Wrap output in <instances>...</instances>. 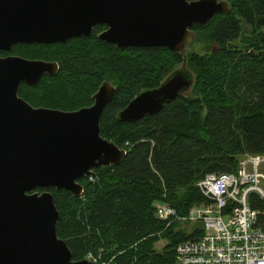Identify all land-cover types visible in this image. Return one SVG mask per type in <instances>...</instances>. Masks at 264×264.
<instances>
[{
	"label": "trees",
	"instance_id": "obj_1",
	"mask_svg": "<svg viewBox=\"0 0 264 264\" xmlns=\"http://www.w3.org/2000/svg\"><path fill=\"white\" fill-rule=\"evenodd\" d=\"M227 1L229 14L193 27L207 45L203 54L187 57L166 47L122 50L99 38L105 25L65 43L0 50V57L58 62V73L20 88V96L37 108L79 110L93 105L104 81L117 87L100 125L103 137L127 150L124 160L81 178V196L37 188L53 193L60 212L57 233L73 260L94 254L117 264H175L177 246L198 238L202 224L192 233L177 231L178 222L167 226L157 218L155 205L167 203L186 216L208 202L196 186L199 180L235 172L243 155L264 154V0ZM185 60L195 77L191 97L135 122L119 119L142 90L160 86ZM162 239L166 245L159 250Z\"/></svg>",
	"mask_w": 264,
	"mask_h": 264
},
{
	"label": "water",
	"instance_id": "obj_2",
	"mask_svg": "<svg viewBox=\"0 0 264 264\" xmlns=\"http://www.w3.org/2000/svg\"><path fill=\"white\" fill-rule=\"evenodd\" d=\"M231 11L227 0H0V50L10 52L19 43H65L106 25L99 38L122 50L183 52L194 39V25ZM58 71V62L0 57V264H94L73 260L57 233L54 195L37 188L81 196V178L94 168L120 164L127 155L101 134V117L117 92L111 82L102 83L93 105L75 111L37 108L20 96L23 84L37 85ZM194 83L185 60L160 86L142 90L119 119L135 122L158 114Z\"/></svg>",
	"mask_w": 264,
	"mask_h": 264
},
{
	"label": "built area",
	"instance_id": "obj_3",
	"mask_svg": "<svg viewBox=\"0 0 264 264\" xmlns=\"http://www.w3.org/2000/svg\"><path fill=\"white\" fill-rule=\"evenodd\" d=\"M196 186L208 202L194 205L186 216L167 203L155 205L167 226L202 224L198 238L177 246L175 264H264V154L243 155L235 172L207 174ZM86 259L117 264L94 254Z\"/></svg>",
	"mask_w": 264,
	"mask_h": 264
},
{
	"label": "rangeland",
	"instance_id": "obj_4",
	"mask_svg": "<svg viewBox=\"0 0 264 264\" xmlns=\"http://www.w3.org/2000/svg\"><path fill=\"white\" fill-rule=\"evenodd\" d=\"M207 45L205 41H203V37L200 36V34L195 32V36L193 41L186 46L184 51L182 52L184 56H189L192 53H200L203 54L204 51H206ZM193 93L189 92L187 96H192ZM178 227H176V230H187L188 233H192L198 226L199 223L193 222H178ZM166 245V240L162 239L160 242L157 244V248L159 250H162V248ZM97 264V263H96Z\"/></svg>",
	"mask_w": 264,
	"mask_h": 264
},
{
	"label": "flooded vegetation",
	"instance_id": "obj_5",
	"mask_svg": "<svg viewBox=\"0 0 264 264\" xmlns=\"http://www.w3.org/2000/svg\"><path fill=\"white\" fill-rule=\"evenodd\" d=\"M95 28H96V27H95ZM95 28H94V29H95ZM107 28H108V26L105 25V28L103 29V31L106 30Z\"/></svg>",
	"mask_w": 264,
	"mask_h": 264
}]
</instances>
